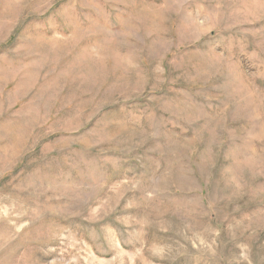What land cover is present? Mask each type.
<instances>
[{"label":"rangeland","instance_id":"rangeland-1","mask_svg":"<svg viewBox=\"0 0 264 264\" xmlns=\"http://www.w3.org/2000/svg\"><path fill=\"white\" fill-rule=\"evenodd\" d=\"M0 264H264V0H0Z\"/></svg>","mask_w":264,"mask_h":264}]
</instances>
